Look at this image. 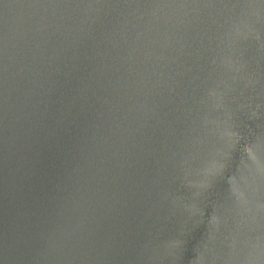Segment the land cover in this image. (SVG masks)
Here are the masks:
<instances>
[{
  "label": "water",
  "instance_id": "1",
  "mask_svg": "<svg viewBox=\"0 0 264 264\" xmlns=\"http://www.w3.org/2000/svg\"><path fill=\"white\" fill-rule=\"evenodd\" d=\"M0 264H264V0H0Z\"/></svg>",
  "mask_w": 264,
  "mask_h": 264
}]
</instances>
